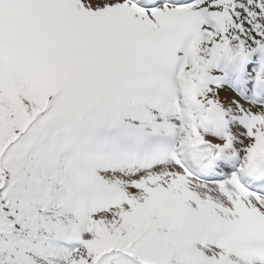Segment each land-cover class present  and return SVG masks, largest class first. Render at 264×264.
I'll use <instances>...</instances> for the list:
<instances>
[{
  "label": "snow or ice",
  "instance_id": "obj_1",
  "mask_svg": "<svg viewBox=\"0 0 264 264\" xmlns=\"http://www.w3.org/2000/svg\"><path fill=\"white\" fill-rule=\"evenodd\" d=\"M0 264H264V0H0Z\"/></svg>",
  "mask_w": 264,
  "mask_h": 264
}]
</instances>
